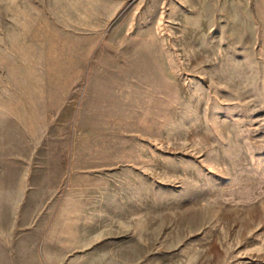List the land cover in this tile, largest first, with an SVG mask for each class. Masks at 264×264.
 <instances>
[{
	"label": "rangeland",
	"instance_id": "obj_1",
	"mask_svg": "<svg viewBox=\"0 0 264 264\" xmlns=\"http://www.w3.org/2000/svg\"><path fill=\"white\" fill-rule=\"evenodd\" d=\"M0 264H264V0H0Z\"/></svg>",
	"mask_w": 264,
	"mask_h": 264
}]
</instances>
